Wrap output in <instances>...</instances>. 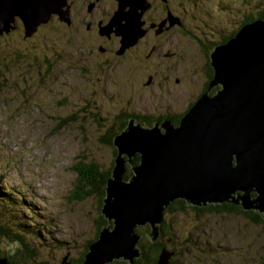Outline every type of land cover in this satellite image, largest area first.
<instances>
[{
	"label": "rangeland",
	"instance_id": "obj_1",
	"mask_svg": "<svg viewBox=\"0 0 264 264\" xmlns=\"http://www.w3.org/2000/svg\"><path fill=\"white\" fill-rule=\"evenodd\" d=\"M72 1L84 0H63L62 21L51 14L46 23L31 28L23 25L22 31L15 24L20 19L15 18L9 27L2 25L8 31L0 34V190L9 196V205L0 203V218L14 223V228L21 225V233L33 237L41 231L42 245L48 247L41 245L40 260L47 264H59L63 257L76 260L96 234L100 216L96 195L81 201L70 198L77 177L74 167L80 161H92L108 170L116 158L101 138L128 114L151 120L156 111L153 101L174 106L170 98L176 95L180 110L188 103L194 106L199 91L205 93L208 88L203 91L201 84L206 63L210 66V43L239 28L247 11L255 15L264 9V0H168L173 13L184 19L182 25L168 24V13L166 21L151 23L149 30L153 31L147 34L143 17L149 6L132 0L142 35L123 49L113 40L111 46L104 45L108 52L104 56L98 51L101 40L119 36L115 31L92 36L84 24L90 18V24L97 23L98 28L104 25L101 22L107 25L96 18H103L112 0L92 1L88 11L94 9L96 18L91 17L92 10L82 19L86 12L83 2L80 9L73 6V14ZM117 9L118 5L114 11ZM14 26L17 28L12 30ZM33 29L36 31L27 36ZM168 69L180 78L184 92L173 81L161 87ZM157 70H163L161 75ZM151 78L152 88L143 89L141 84ZM22 200L26 202L21 204ZM203 215L208 214L201 218L191 210L167 213L165 209L163 221L175 234L176 246L185 249L183 239L191 235L189 244L194 249L176 248L174 254L171 247V251L161 252L160 264H264L263 226L233 215ZM137 228L142 226H136L135 233ZM136 234L139 243L141 235ZM208 248L211 254H205ZM130 251L133 254V247ZM123 259L127 258L106 264H128Z\"/></svg>",
	"mask_w": 264,
	"mask_h": 264
},
{
	"label": "water",
	"instance_id": "obj_2",
	"mask_svg": "<svg viewBox=\"0 0 264 264\" xmlns=\"http://www.w3.org/2000/svg\"><path fill=\"white\" fill-rule=\"evenodd\" d=\"M62 1L0 0V34L8 31L2 25L9 27L15 18L31 28L46 23L51 14L62 16ZM115 1L117 11L99 33L115 31L123 49L142 32L132 0ZM37 10L47 15L35 18ZM209 62L213 73L207 91L178 126L163 122L144 127L131 118L128 128L114 137L116 168L102 207L111 224L89 247L84 264L119 258L135 264L140 257L135 227L149 225L147 235L154 243L160 233L156 225L163 223L165 209L175 200L195 207L230 203L264 220V19L242 26L234 37L217 44ZM214 86L220 88L209 95ZM137 154L140 162L134 166ZM127 165L132 176L125 181ZM9 257L0 264H10Z\"/></svg>",
	"mask_w": 264,
	"mask_h": 264
},
{
	"label": "trees",
	"instance_id": "obj_3",
	"mask_svg": "<svg viewBox=\"0 0 264 264\" xmlns=\"http://www.w3.org/2000/svg\"><path fill=\"white\" fill-rule=\"evenodd\" d=\"M244 15L245 17L239 23V28L232 31L231 33H228L227 35H224V37L219 38L217 41L211 42L210 43L211 48L213 46H216L217 44L224 43L228 41L229 39H231L232 37H234L235 34L239 31V29L242 26L256 19H264V9H262L258 13L256 12L255 15L254 13H249L248 11ZM183 20L184 19H181L180 17L179 22L181 25H182ZM20 27H22V29L24 28L21 20H20ZM184 33L187 34L186 30ZM97 34L101 36L99 33V30ZM197 41L199 40L197 39L196 42ZM104 45L105 44L99 45L98 51L100 50L101 51V52L99 51L100 53H103V48L105 47ZM107 53L108 52H104L103 55L105 56ZM205 53L206 55H208V50ZM115 55H116L115 56L116 58L120 57V55H117V52H115ZM209 69H211V67ZM211 74H212V70H211ZM211 79H212V75L208 77V81L205 87H207ZM183 116L181 117V119L183 118ZM132 117L137 122H140L141 124L148 125V126L152 125V121L150 119L139 117L134 114L132 115L128 114L127 117H125L124 119L118 120L116 122L117 124H115V126L111 129V132L108 131L106 133V137L104 136L100 140L102 141L103 144H106L109 147H111V149L113 150L114 158L116 156V148L113 146V139L115 136L119 135V133L125 128V126H127L129 119H131ZM181 119L177 122L176 126L179 125ZM114 161L115 160H113V164L115 165ZM139 162H140V155L137 154L132 158V165L136 166L139 164ZM113 164L108 170L101 169L97 163H94L92 161L91 162H85V161L81 162L80 161L74 167V171L76 172L77 177H76V184L74 185L75 191L73 193H70V198L73 197L75 200L81 201L89 197H94L96 195L95 197L97 198V202H98L97 205H98V211L100 212V216L98 218L99 222L96 228V234L93 240L87 242V244L83 246V249L85 248V250L82 252V254H80L79 257L76 258V260H73L72 262H70V260L65 261L66 258L63 257L62 258L63 260H61L59 264H62L63 261L65 264L67 263L84 264L86 260L85 255H87V253L89 252V247L99 239V236L102 230L104 228H107V226L110 224V221L107 220V218L102 214V207H103V200L105 198L106 185L109 179H111V174H112V169H113L112 167H114ZM125 169L126 170H125V174L123 175V179L128 180L132 175V171H131L130 166L128 165L126 166ZM252 195L255 196L254 194ZM8 199H9V196L7 195V193L0 190V203L8 204L9 202ZM24 202L26 201L22 200L21 204H23ZM187 210H191L194 213L195 217L201 215V218H202V214H208V215H203V217H207L209 215H218V216L233 215L237 218L242 217L243 219H245L246 221H249L253 225H256V226L260 225L264 227V220L262 219L261 215L253 211L246 212L241 207L235 206L230 203H223L220 205L219 204L209 205L206 207H195L191 205L187 206L186 202L183 200H175L167 208V213H170V212L184 213ZM28 212L30 211L28 210ZM30 213H31L30 219H32V212ZM25 215H28V214L25 213ZM16 226L18 228H14V223H8L7 221H4L3 219L0 218V260L10 255L11 256L10 264H47V262L44 263V260H40V248L43 243V236L41 237L39 234L41 231L40 232L38 231L37 233L32 234V235H35L33 237L31 236V233L29 232L21 233L20 231L22 228L21 225H16ZM136 233H139L141 235V241H139L137 245L139 249L140 257L135 259V264H159V256L161 255V252L171 251V247L175 248L171 251L174 254H177L178 250L186 251L189 248L193 251L194 249V247L190 246L189 244V242L193 240V236L191 235H188L184 239L181 238L184 241V245L181 244V246L182 247L185 246V249L183 248L181 250L180 246L177 247L174 242L175 234L172 232L170 225H165L164 221L161 224L159 236L154 243L150 241V238L147 235L150 233L149 225H146L142 227L141 229L137 228ZM27 235L32 237V240L31 238L29 239ZM178 239L180 240V238ZM33 244L34 246L38 247V249H35ZM2 245L6 247L2 248ZM42 246L44 248L48 247L45 244H43ZM9 247H12L13 249L11 250L9 249ZM209 250L210 249L208 248L205 254H208V253L211 254ZM9 251H12V253L10 254ZM117 264H126V263L121 261Z\"/></svg>",
	"mask_w": 264,
	"mask_h": 264
},
{
	"label": "flooded vegetation",
	"instance_id": "obj_4",
	"mask_svg": "<svg viewBox=\"0 0 264 264\" xmlns=\"http://www.w3.org/2000/svg\"><path fill=\"white\" fill-rule=\"evenodd\" d=\"M92 1H95V2H98V3H101V1L100 0H84V1H79V3H74L73 1L72 2H70V5L72 6H70V8H72V9H74L75 10V12L73 11V14L75 13L76 14V9H75V7H77L78 9H80V6H81V3L83 2V6H82V8H83V10L84 9H86V12H84V14L80 17V19H82L83 18V16H85V15H87L88 13H90L92 10H93V12H91L90 14H91V17L92 18H96L95 17V11H94V9H92V10H90V12L88 11L89 10V8L91 7L89 4L92 2ZM109 1V0H108ZM74 3V4H73ZM144 3L146 4V6H149V10L147 11L148 13H146L145 14V16L143 17V20H144V25H143V28L146 30L147 29V34H148V32H149V34H151L152 32L151 31H153L152 29L151 30H149V27H150V24L152 23H154L155 24V22L156 21H166V16H167V14L169 13V18L167 17V19H168V24H170L171 25V21L174 23L176 20L178 21V23H179V19H180V16H178V15H176L175 13H173V10H172V6L170 5V4H168V0H144ZM67 4H69V2L67 3ZM75 5V7H73ZM80 5V6H79ZM93 6L92 7H94L95 8V6H94V4H92ZM155 6L157 7V8H155ZM117 7V2L115 1V0H112V5H111V7L109 8V7H107V8H105L106 10H104V12H103V18L102 19H99V17H97L96 19L98 20V22L100 21V20H105L106 21V23H108V21L110 20V17H111V15H110V13L112 12H114V10H115V8ZM159 8V9H158ZM155 12V13H153V12ZM158 11H159V13H158ZM83 12V11H82ZM72 14V13H71ZM157 15L159 16V17H157ZM56 16V15H55ZM77 18H79V15H78V13H77ZM55 19H58L57 17H55ZM59 20V19H58ZM90 21H91V19L89 18V20L87 19V20H85V24H84V27H85V30H86V33H88V34H93L92 36H98V34H97V32H98V30H99V28H101V27H104L105 26V23L104 22H101L100 24H104L103 26H99V28L97 27V23L96 24H90ZM58 22H60V21H58ZM62 23V22H61ZM15 24H18L17 26H19V28H20V30H22L23 31V29H22V27H20V20H15ZM173 25H175L176 27H178L176 24H173ZM70 26H72V24H70L69 25V27ZM66 28V29H70V28ZM17 27L16 26H14V29L13 30H15ZM153 28H154V26H153ZM76 29V31L75 32H77V28H75ZM102 39V38H101ZM105 40V38H103V41L101 40V43L102 44H105L106 46H111V44H109V43H111L113 40H116L118 43H119V38L118 37H115V36H112L111 35V37L109 38V39H106V41H104ZM117 43V44H118ZM113 45V44H112ZM139 45V44H138ZM160 46V45H159ZM211 49V48H210ZM209 49V50H210ZM103 52H105L104 51V48H103ZM207 58V57H206ZM206 65H207V67H205L206 68V70L205 71H203V76H205V79L204 80H202V84H201V86L202 85H204V88H203V91H204V89H206V87H205V85H206V83H207V81H208V77L211 75V69H209L210 68V66H208V64L206 63ZM167 67V65H165V66H162V68H166ZM158 71V70H157ZM163 71V70H162ZM162 71L160 72V70L158 71V73H159V75H161V73H162ZM174 71V70H173ZM173 71H170L169 69L167 70V73H165V75L163 76V78L164 79H162V80H164L165 82H161L160 84H161V87L162 86H166L167 84L169 85L170 84V82L171 81H173V82H175V84H178L179 85V91H182V92H184L185 91V86H182L181 85V80H180V78H178L177 76H176V74H174V72ZM152 79L153 78H151L150 79V82L148 81V82H146L145 84H141V86L143 87V89H145L146 87H148V89L149 88H152V86H150V85H153L154 84V81L152 82ZM166 89H169L168 87H166ZM216 89V88H215ZM215 89H213V91L215 90ZM167 92V91H166ZM212 93V92H211ZM203 93H202V91H199V93L197 94V96H198V98L202 95ZM166 95H168V96H171L170 95V93H166ZM180 95V94H179ZM172 98H170V100H172L173 101V103L175 104L174 106H171V105H169L168 103L165 105H162V103H161V105H156L155 104V101H153V103H154V105L156 106V111H155V113H154V115L152 116V119H151V121H152V125H150V126H148V125H144L143 124V126H145V127H153L155 124H162L163 122H168V123H170L172 126H176L177 125V122L181 119V117L183 116V115H185L187 112H188V110L191 108V106H192V104H190V103H188V105H187V107H185L184 108V110H180L179 108H178V102H177V99H175L176 98V95H175V97L174 96H171ZM174 97V98H173ZM195 100V99H194ZM196 101V100H195Z\"/></svg>",
	"mask_w": 264,
	"mask_h": 264
},
{
	"label": "bare ground",
	"instance_id": "obj_5",
	"mask_svg": "<svg viewBox=\"0 0 264 264\" xmlns=\"http://www.w3.org/2000/svg\"><path fill=\"white\" fill-rule=\"evenodd\" d=\"M143 3H144V2H143ZM143 3H142V4H143ZM143 5H145V4H143ZM36 12H38V13L34 14L35 18H39L40 15L43 16V17L47 15V12H46V11H43L41 14H39V12H41V10H37ZM38 14H39V15H38ZM210 50H211V49H210ZM210 50H209V54H210ZM215 88H216V89H215ZM219 88H220L219 86H216V87L212 88V90L215 89L216 91H218ZM216 91H214L213 93L210 92L209 95H210V94L213 95ZM246 212H247V211H246ZM105 252H106V251H105ZM105 252H104V253H105ZM110 257H111V256H110ZM115 258H116V257H115Z\"/></svg>",
	"mask_w": 264,
	"mask_h": 264
}]
</instances>
